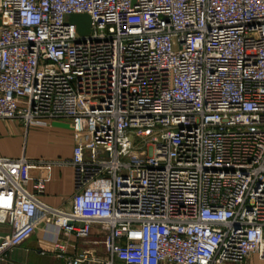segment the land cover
I'll return each mask as SVG.
<instances>
[{
    "label": "built area",
    "instance_id": "obj_1",
    "mask_svg": "<svg viewBox=\"0 0 264 264\" xmlns=\"http://www.w3.org/2000/svg\"><path fill=\"white\" fill-rule=\"evenodd\" d=\"M47 119L72 121V209L0 157V257L45 222L99 230L67 264L264 261V0H0V121Z\"/></svg>",
    "mask_w": 264,
    "mask_h": 264
},
{
    "label": "crops",
    "instance_id": "obj_2",
    "mask_svg": "<svg viewBox=\"0 0 264 264\" xmlns=\"http://www.w3.org/2000/svg\"><path fill=\"white\" fill-rule=\"evenodd\" d=\"M75 136L69 119H47L26 127L20 120L0 121V157H25L29 164L23 174L33 183L44 180L46 190L39 200L54 209L70 211L74 195L73 157ZM9 228L0 225V242L9 235ZM100 235V236H99ZM101 234L92 229L91 236L80 240L66 234L52 223L43 222L25 243L0 257V264H67L83 252L105 257ZM63 246V250L57 248ZM95 264V263H90Z\"/></svg>",
    "mask_w": 264,
    "mask_h": 264
},
{
    "label": "water",
    "instance_id": "obj_3",
    "mask_svg": "<svg viewBox=\"0 0 264 264\" xmlns=\"http://www.w3.org/2000/svg\"><path fill=\"white\" fill-rule=\"evenodd\" d=\"M66 23L74 24L80 35H89L92 31L91 18L86 14H74L66 16Z\"/></svg>",
    "mask_w": 264,
    "mask_h": 264
},
{
    "label": "rangeland",
    "instance_id": "obj_4",
    "mask_svg": "<svg viewBox=\"0 0 264 264\" xmlns=\"http://www.w3.org/2000/svg\"><path fill=\"white\" fill-rule=\"evenodd\" d=\"M116 264H121V263L117 261ZM247 264H264V261L260 260L257 256H253L252 258L249 259Z\"/></svg>",
    "mask_w": 264,
    "mask_h": 264
}]
</instances>
